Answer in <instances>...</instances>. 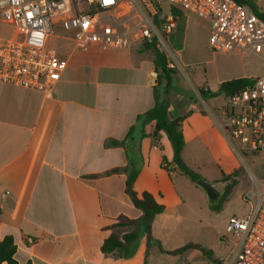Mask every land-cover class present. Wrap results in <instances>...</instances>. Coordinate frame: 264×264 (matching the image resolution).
Segmentation results:
<instances>
[{
  "label": "crops",
  "instance_id": "obj_1",
  "mask_svg": "<svg viewBox=\"0 0 264 264\" xmlns=\"http://www.w3.org/2000/svg\"><path fill=\"white\" fill-rule=\"evenodd\" d=\"M73 48L58 50L69 67L50 95L0 83V240L14 239L19 264H152L154 243L147 237L135 253L138 239L125 252L104 254L101 248L112 233L145 230L143 213L126 193L127 174L106 172L132 165L135 191L149 192L165 206L152 237L183 205L187 177L171 165L174 150L164 132L156 146L154 124L137 127L128 153L109 143L123 141L137 117L154 108L155 54L144 45L130 51ZM201 89L212 102L210 89ZM215 111L204 98L171 104L170 117L184 118L182 159L190 169L189 146L207 145L215 123L221 129ZM121 217L137 223L113 229ZM157 240L165 251L188 244L167 248Z\"/></svg>",
  "mask_w": 264,
  "mask_h": 264
},
{
  "label": "built area",
  "instance_id": "obj_2",
  "mask_svg": "<svg viewBox=\"0 0 264 264\" xmlns=\"http://www.w3.org/2000/svg\"><path fill=\"white\" fill-rule=\"evenodd\" d=\"M171 7L210 23L214 52L264 62V0H0V19L14 28L10 39H0V83L50 95L69 67L49 45L56 31L62 38L70 33L77 51L150 44L163 48L168 60L173 54L167 43L177 28ZM168 67L175 65L168 60ZM222 116L221 131L235 154L264 165V75L229 97ZM248 172L253 187L242 197L248 215L232 216L226 225L235 239L229 264H264V172L260 179ZM226 241L222 236L219 243Z\"/></svg>",
  "mask_w": 264,
  "mask_h": 264
},
{
  "label": "rangeland",
  "instance_id": "obj_3",
  "mask_svg": "<svg viewBox=\"0 0 264 264\" xmlns=\"http://www.w3.org/2000/svg\"><path fill=\"white\" fill-rule=\"evenodd\" d=\"M183 18L184 28L181 40L177 39L179 32L176 28L167 43L173 54L168 60L175 65L173 69L176 72L172 76V87L168 97L174 106H180L190 100L201 101L204 98L209 107L217 108L215 117L222 122V112L228 103V98L220 94L213 97L210 102V99L200 94L201 88L205 87L214 93L225 81L262 76L264 75V62L255 55L214 52L209 45L210 23L188 13ZM13 31L12 26L3 23L0 19V39H10ZM61 34L60 31H56V36L50 40L49 45L64 52L67 47H72L73 40L70 33H66L67 41L62 40ZM159 51L162 53L163 48ZM164 83L165 81L162 82V94ZM185 157L191 169L199 174L202 180L216 188L219 197L211 200L202 186L193 184L185 178L187 185L185 188L181 187L183 205L178 209H173L172 213L176 216L168 219L166 223L160 222L155 227L153 237L155 240L162 241L167 248L193 242L212 252L208 256L201 250H190L180 259L179 256L160 253L158 244L154 243L150 254L151 263L229 264L235 239L226 233L227 222L232 216L244 218L248 215L249 206L242 199L243 195L253 187L248 170L260 179L264 172V165L261 160L248 156H242L241 160L227 143L216 123L215 130L210 133L207 140V145L200 143L197 146L196 144L190 145ZM227 174H230L231 180L236 181V185L222 209L217 211L213 207L220 203L226 185L222 182V178ZM168 229H170L169 233ZM222 236L227 239L223 245L219 243ZM146 237V231L141 229L138 240L134 244V253L142 243L146 242Z\"/></svg>",
  "mask_w": 264,
  "mask_h": 264
},
{
  "label": "trees",
  "instance_id": "obj_4",
  "mask_svg": "<svg viewBox=\"0 0 264 264\" xmlns=\"http://www.w3.org/2000/svg\"><path fill=\"white\" fill-rule=\"evenodd\" d=\"M171 12L174 15L177 21V29L179 32V36L177 39L181 40L182 30L184 28V16L183 13L171 7ZM173 40V39H172ZM146 49L153 50L155 54V69L158 76V83L154 87L155 92V106L150 111L139 115L137 117V125L131 127L127 137L123 141H111L110 145L113 146H123L128 153V145L134 140V133L137 127L145 128L150 123L154 124V134L153 142L156 146H159V138L158 134L160 132H164L168 139L170 140L173 150H174V158L171 163L172 166H175L174 169L179 171L182 175L187 177L193 184H197V182L202 179V177L197 174L195 171L190 169L182 159V153L185 149L186 142L182 131V122L184 120L183 117H178L172 119L169 115L171 100L169 99V92L172 87V76L175 75V70L173 68L168 67V60L166 56L161 53L154 45L145 44ZM165 80L164 84V92L162 94L161 87L162 82ZM251 82V78H237L229 81H225L220 85V88L217 92L211 93L212 97H216L220 94L225 95L227 98L231 97L237 91L249 85ZM200 94L205 97V92L201 89ZM163 162L166 163L167 160L164 158ZM124 172L127 174L126 180V193L130 197L135 208L140 210L143 215L140 219V222L144 225L147 239L149 243H156L160 247L161 252L178 256L182 255L189 250H201L203 254L210 256L212 251H208L204 249L202 246L195 243H188L176 250L173 251H165L162 249L160 242L155 240L152 237V224L157 215H160L165 212V206L159 204L154 196L149 192H144L139 195L135 189L134 184L138 177V171L130 165L125 169H113L111 171L106 172L104 175H111L115 173ZM222 182L226 185L223 189L220 203L213 207L214 210H221L224 202H226L233 191L234 186L236 185L235 180H231L230 176H223ZM137 221L129 220L125 217H121L117 224L113 225L114 228H121L125 226L135 225ZM138 239V234L133 233L129 235H124L120 237L117 233H112L107 240H105L101 250L104 254H111L116 251L125 252L128 250L136 240ZM17 253V246L14 242V239L11 236L5 237L3 240H0V264H19L15 255Z\"/></svg>",
  "mask_w": 264,
  "mask_h": 264
},
{
  "label": "water",
  "instance_id": "obj_5",
  "mask_svg": "<svg viewBox=\"0 0 264 264\" xmlns=\"http://www.w3.org/2000/svg\"><path fill=\"white\" fill-rule=\"evenodd\" d=\"M198 185L202 186L208 197L211 199V200H214L216 198L219 197V192L216 190V188L212 185V184H209L207 182H205L204 180L200 179L198 182H197Z\"/></svg>",
  "mask_w": 264,
  "mask_h": 264
}]
</instances>
